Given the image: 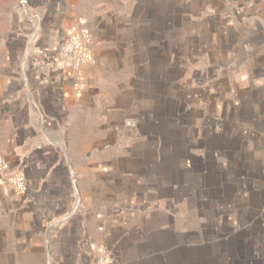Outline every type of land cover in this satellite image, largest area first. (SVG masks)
<instances>
[{"label": "crops", "instance_id": "crops-1", "mask_svg": "<svg viewBox=\"0 0 264 264\" xmlns=\"http://www.w3.org/2000/svg\"><path fill=\"white\" fill-rule=\"evenodd\" d=\"M19 1L0 0V264H264V0Z\"/></svg>", "mask_w": 264, "mask_h": 264}, {"label": "built area", "instance_id": "built-area-1", "mask_svg": "<svg viewBox=\"0 0 264 264\" xmlns=\"http://www.w3.org/2000/svg\"><path fill=\"white\" fill-rule=\"evenodd\" d=\"M19 7L23 13H28L27 1L20 0ZM33 18L37 19V17ZM90 37L87 33L77 30H68L65 32L59 53L63 58L64 64L72 72L78 73L83 65L93 64L90 52ZM9 163L0 155V172L9 170ZM11 186L15 193L21 194L26 188V179L21 170L16 171L11 179ZM108 252L105 249L98 251L94 264H108Z\"/></svg>", "mask_w": 264, "mask_h": 264}, {"label": "rangeland", "instance_id": "rangeland-1", "mask_svg": "<svg viewBox=\"0 0 264 264\" xmlns=\"http://www.w3.org/2000/svg\"><path fill=\"white\" fill-rule=\"evenodd\" d=\"M69 30H77V31H80V32L87 33V34L89 35L90 39H91L90 34H89L88 32H86V31L79 30L78 28H72V29H69ZM67 31H68V30H67ZM91 43H92V39L90 40V52H91ZM91 58H92V55H91ZM83 66H85V65H83ZM83 66L81 67V69L83 68ZM81 69H80V70H81ZM80 70H79V72H80ZM75 73H76V72H75ZM95 259H96V258H95Z\"/></svg>", "mask_w": 264, "mask_h": 264}]
</instances>
